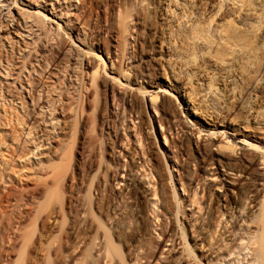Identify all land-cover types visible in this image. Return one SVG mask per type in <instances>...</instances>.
Returning <instances> with one entry per match:
<instances>
[{"label": "bare ground", "instance_id": "1", "mask_svg": "<svg viewBox=\"0 0 264 264\" xmlns=\"http://www.w3.org/2000/svg\"><path fill=\"white\" fill-rule=\"evenodd\" d=\"M75 1L0 0L9 19L0 22V203L14 202L0 208V264H166L168 242L170 252L182 247L178 264H264V180L255 172L261 165L264 174V0H112L99 26L108 37L90 40L94 3ZM113 47L120 63L137 65L117 68ZM90 54L99 65L88 68ZM107 67L118 73L112 81L137 85L128 102L113 101L126 112L121 125L138 122L112 142L113 170L102 145L76 191L71 162L82 140L96 138L84 127L98 132L107 117ZM156 126L163 145L154 151L147 134ZM192 135L198 159L182 182L174 169ZM14 180L20 191L2 195Z\"/></svg>", "mask_w": 264, "mask_h": 264}, {"label": "rangeland", "instance_id": "2", "mask_svg": "<svg viewBox=\"0 0 264 264\" xmlns=\"http://www.w3.org/2000/svg\"><path fill=\"white\" fill-rule=\"evenodd\" d=\"M75 2L81 8H85V5L87 3H88V5L91 2L94 3V9H93V14H92V18H91V30H88L89 40H90V38L97 36V34H100V36H102L103 38L108 37V35L104 31L101 32L99 30V26H101V25L106 26L107 25L105 20L108 17V13H110V10H111L110 6L113 5L112 0H76ZM19 3H20V1H19ZM65 3H68V0H66ZM10 8L14 12L17 10V8L14 7L13 5H10ZM86 8L88 9V6H86ZM115 9H116L115 14H116V16H118L119 10L117 9V7H115ZM2 10H3V13L0 15V22L7 23L9 21V19L3 18V15H6V13H7V8L2 7ZM38 10L45 12V9H43L42 7H39ZM46 21H47V24H50L51 26H55V24H53L51 22L52 20L47 19ZM12 28H13V26L11 27V29ZM5 34H6L5 31H3L2 36ZM9 38H11V36H9ZM73 38L75 39V36H73ZM95 43L96 42H93L92 44H95ZM109 43H110L109 46H116V40L115 39H112V41L110 40ZM76 46H81V47H79L80 50L83 49V45H81L80 43H77ZM85 53H87V51L84 50L82 52V54H85ZM102 54L104 55V53H102ZM109 54H110L109 58L113 59L114 64L117 66V68H119L121 66L122 68L126 69V67L128 65H132V66L137 65V63H135L131 60L130 61H124V62L120 63V58L118 57L119 53L116 51L115 47L111 48V52ZM93 57H94V55L90 54L86 58H84L86 62L87 61L89 62L88 68L90 65H97L98 64L97 59H95ZM104 58H105L106 64L109 65V61H108L109 59H107L105 57V55H104ZM88 68L86 67V69H88ZM106 69H107L108 75L103 76L101 73V76H102V83H103V87H104V93L106 96V98H105V100H106V106H105L106 114H105V116H107V117H105L106 119H104V122H103L102 126L100 127V129L98 130V132H95V131H94V133L89 132V128H90L89 125L91 126V124L88 125L89 128L84 127V130L86 131V134L88 136H90L92 134V136H95L96 138H94L93 142L82 140V144L77 149L78 151L76 153V156L74 157V159L71 162V165H72V173L71 174H72V176H74L73 187H74V189H77L76 191L83 190L84 186L86 185L85 181L80 180L81 175L84 176L86 179V178H88L89 175H93L95 173V169H96L95 166L99 163L97 160H100L99 154H101L102 149H104V148H102V145L106 146V147L105 146L104 147L106 148V151H107V155L105 157L106 159H103L104 164H105V161H106V164H105V166L104 165L103 166L104 167L109 166L110 167L109 172L111 170H113L111 168V166L112 167L114 166V161H115V157L117 156L118 150L114 149V145L112 142L115 140L117 135L124 136L125 135L124 133H126V132L132 133V131H133L132 123L134 125H137V122H138L137 120H134L133 118H132L133 122H130V118H127V121L124 123V125H121L122 124V117L125 116L126 112H124V108L115 107L114 101H113V96L116 95L115 97L121 98L123 100V102L124 101L128 102L129 101L128 96L131 94L132 95L135 94V92H138L137 91V89H138L137 85L130 81V86L127 87L126 81L122 80L121 78H120L121 83H117L116 81H112L110 79V77L111 76H118V73H116L114 69L109 70L108 67ZM87 79L88 78H85V83L87 82ZM155 92H156L155 90L150 89L146 95L155 94ZM92 98H93V96H90L89 100L91 101ZM144 102L146 104V108H147L148 112L150 111V113H151V109L149 108L148 96H144ZM94 112H93V109L88 108L86 110V118L88 119V118L93 117V115H95ZM151 117H153V115H151ZM91 119L90 120L88 119L89 122L91 121ZM126 124L130 127V129L128 128L129 130L124 132V130L126 128V126H125ZM184 126H185L186 131L189 129L192 130L191 125L188 124L187 122H185ZM3 131L9 132L7 128L4 129ZM158 131H159V129L156 126L154 128V130L151 131V133L147 134L148 144L150 145V147L153 148L154 151L157 150L159 146L163 145L162 139L159 138V135L157 134ZM96 135H102L101 140ZM204 135H207V133L202 132L198 142H200L201 137ZM220 135H222V134L218 133L217 137H219ZM154 136H156L155 141L153 140ZM225 137H228V139H229L228 141L230 143H233L234 145H236L237 148H239V149L243 148L242 140L239 139V137H237V136H233V133H231L230 131H225V134H223L221 138H225ZM190 138H191L190 143H188V147L185 149L186 151H184V153L182 155V160L179 161V165L176 166L174 169V170H177L178 174H180V180L182 182L185 181L187 176L192 173L193 166L195 165V162L198 159L196 149L194 148V145H193L194 144L193 135ZM175 141H177L176 137H175ZM100 146H101V148H99ZM131 151H133V150H130V152ZM160 154H161V152L159 151V155ZM6 158H8V157H6ZM101 161H102V159H101ZM5 165L6 164H3V163L0 164V172L6 167ZM88 165H89V167H88ZM168 166H169V164H168ZM255 172H256V175L258 176V179L264 180V174L262 173V166L261 165H258V167L255 168ZM48 173H50L49 170L46 171L45 173H43L41 177L43 179H46L47 176L49 175ZM89 173H91V174H89ZM173 174L175 175L174 171H173ZM46 180H48V179H46ZM242 180H243L242 177L237 179V181H242ZM101 183H102L101 188H102L103 194H101L99 192L97 194L95 193L94 197L97 199L104 197L106 194L105 192H103V191H105L106 184L103 183L102 178L100 179L99 184L101 185ZM16 185H17V180H14V184H12V185L7 184L5 186L6 187L5 191L2 192V195L7 196L9 194V192H12L14 194L18 193L20 191V189H19V186H16ZM29 186L30 187L33 186L32 183H29ZM220 192H222V190H219L218 194H221ZM38 197L36 196L33 200H31V201H33V205H35L37 202L41 201L40 198H38ZM183 197H184V199H186V197H187L186 194ZM256 197H258V195H256ZM69 202H70V200L67 198V200L65 202L66 206H67V208H66L67 211L69 210V207H70ZM184 202H185V200H184ZM29 203H31V202H29ZM13 204H14V202H12L11 205L7 204L6 202H3V203H0V208L2 211L7 210L6 212L8 213L9 210L12 209ZM6 212L3 213L2 218L6 216ZM46 217H47V219H46ZM43 219L46 221V223L49 222V223H47L48 225L52 224L53 219H48L47 215ZM176 232H177V230H175V228H173V233H176ZM161 241L162 240L159 239V242H161ZM177 243H178V241H177ZM170 246H171V243L168 242L167 247L164 248V253L167 254V259L165 260V262H166V264H178L179 259H180L179 257H181V255H179V253L181 252L182 247L177 246L175 248V250L170 252V251H168ZM153 259H154V257H153ZM152 260H151V264H154V262H153L154 260L153 261ZM184 262H186V261H184Z\"/></svg>", "mask_w": 264, "mask_h": 264}]
</instances>
